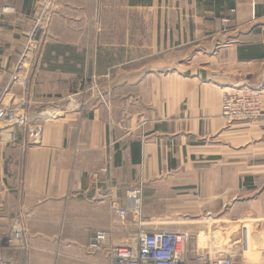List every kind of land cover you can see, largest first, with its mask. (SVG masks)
Instances as JSON below:
<instances>
[{"label":"crops","instance_id":"1","mask_svg":"<svg viewBox=\"0 0 264 264\" xmlns=\"http://www.w3.org/2000/svg\"><path fill=\"white\" fill-rule=\"evenodd\" d=\"M263 81L264 0H0V100L57 113L37 139L18 128L0 141V232L25 216L28 239L5 257L112 264L109 249L88 245L97 229L114 243L140 231L112 210H132L134 189L142 207L200 184L206 202L230 207V227L261 219L264 230V104L255 119L229 121L221 109L225 92ZM93 83L98 96L68 105ZM211 162H226L237 185L222 189L219 173L206 188L196 164ZM238 231L218 236L216 250L264 264L243 261Z\"/></svg>","mask_w":264,"mask_h":264},{"label":"built area","instance_id":"2","mask_svg":"<svg viewBox=\"0 0 264 264\" xmlns=\"http://www.w3.org/2000/svg\"><path fill=\"white\" fill-rule=\"evenodd\" d=\"M5 11H15L12 5L3 7ZM38 26H34L29 36L36 35ZM26 87L28 76L22 78ZM91 89V91H89ZM89 89H83L67 97L68 105L78 108L85 106L91 97L98 96L100 89L93 83ZM264 81L258 85H245L236 90L227 91L221 99L222 115L229 121L255 119L263 113ZM57 113L41 109L33 103L0 100V141L9 142L16 138L18 128H23L30 139L40 137L43 130L42 118L56 116ZM140 190H130L127 195L135 199L133 211L140 212V202L137 195ZM137 198V200H136ZM113 215L121 222L130 213L127 206L113 204ZM206 223H209L207 220ZM202 231H189L175 228H142L133 236L125 238L120 243L113 242L111 229H97L88 247L91 249L107 248L110 251L112 264H235L234 256L215 250L208 225ZM241 237L242 255L253 249V239L250 224H243ZM27 247V227L25 216L17 215L8 229L0 232V264H13L4 255L5 247ZM264 258V247L261 248ZM245 264V263H243Z\"/></svg>","mask_w":264,"mask_h":264},{"label":"rangeland","instance_id":"3","mask_svg":"<svg viewBox=\"0 0 264 264\" xmlns=\"http://www.w3.org/2000/svg\"><path fill=\"white\" fill-rule=\"evenodd\" d=\"M51 112L50 110H48ZM196 168L204 175L207 174L208 176L205 178L209 180V185L206 188L212 190L213 181L217 179V174L220 173L221 176V188L228 189L234 185H237V178L234 176H230L228 173L227 163L226 162H217V163H199L196 164ZM220 169V171H219ZM200 173V174H201ZM202 177H200V180ZM216 184V183H215ZM189 195L186 196H177V194L170 195L165 197L158 196H151V198L144 199V206L141 207L139 213H135L130 210L131 216H135L136 222L138 221L142 228H151V227H158V228H169V229H185L190 231H202L204 230V226L208 225V232L212 236L213 246H215V240L217 237L229 232L239 233V237H242L243 232V224L247 223L251 226L252 231V239H253V249L250 252H246L242 255L243 261L247 262L252 261H261L264 258L261 255V248L264 243H261V238L264 237V230L262 226V220H246L242 219L239 224H237L234 228L229 226V222L224 219L227 218V213L230 211L229 206H224L223 204L220 206L215 207V202H206L209 201L208 197L202 192V187L198 184V192L194 191L187 192ZM129 192H126V197ZM183 194H186L183 193ZM147 195V194H146ZM260 190L254 192L253 198H259ZM245 193L239 192L236 194L238 200L243 201L245 198ZM128 198V197H127ZM167 198V201L165 199ZM149 200L152 201L153 206L150 207ZM176 200V201H175ZM154 201L156 203H154ZM171 201V202H168ZM173 201V203H172ZM229 200L226 202L228 203ZM155 204L157 206H155ZM165 205V206H164ZM168 205H170L168 207ZM162 206V207H160ZM127 216V217H128ZM126 217V219H127ZM129 218V217H128ZM125 219L124 222L127 223ZM209 223H206V221ZM121 223V221H120ZM236 234V233H235ZM126 238V237H125ZM241 239V238H240ZM123 241V240H121ZM120 241V242H121ZM221 242V241H219ZM220 244H227L230 245L231 242L223 241ZM221 246V245H220ZM216 250V247H215Z\"/></svg>","mask_w":264,"mask_h":264},{"label":"bare ground","instance_id":"4","mask_svg":"<svg viewBox=\"0 0 264 264\" xmlns=\"http://www.w3.org/2000/svg\"><path fill=\"white\" fill-rule=\"evenodd\" d=\"M137 198H138V196H137ZM137 198H136V200H137ZM134 201H135V199H133Z\"/></svg>","mask_w":264,"mask_h":264}]
</instances>
